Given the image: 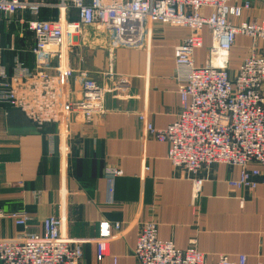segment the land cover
Segmentation results:
<instances>
[{
    "label": "crops",
    "instance_id": "crops-1",
    "mask_svg": "<svg viewBox=\"0 0 264 264\" xmlns=\"http://www.w3.org/2000/svg\"><path fill=\"white\" fill-rule=\"evenodd\" d=\"M41 1L47 6L39 18L62 14L57 7L61 0ZM245 1L249 8L240 20L264 21V0L230 4ZM64 15L78 19L73 9ZM30 18L26 12L0 15V65L8 74L14 60L33 67L34 38L25 25ZM189 34L185 27L151 22L139 48L114 47L108 33L95 26H82L77 37L69 38L72 46L62 50L65 64L103 85L104 113L87 124L75 115L67 127L49 125L39 131L20 111L0 104V210L26 212L29 231L35 233L41 232L44 219L58 218L62 236L80 245L81 264H137L133 250L145 222L157 224L160 240L181 250L194 246L207 262H216L219 255L230 260L244 255L246 264H264V186L252 192L231 189L226 182L237 177L238 169L210 166L196 175L203 184L193 201L189 175L172 167L167 144L156 141L139 121L144 113L153 128L164 129L175 120L179 96L173 50ZM201 35L195 66L206 62L210 47L207 30ZM252 51L264 56V41L235 37L231 75ZM80 84L76 77L71 83L73 100ZM105 166L121 171L111 206L105 204ZM102 221L120 228L111 234L109 255L99 259L95 241ZM22 233L12 221L0 219V241L16 240Z\"/></svg>",
    "mask_w": 264,
    "mask_h": 264
},
{
    "label": "built area",
    "instance_id": "built-area-1",
    "mask_svg": "<svg viewBox=\"0 0 264 264\" xmlns=\"http://www.w3.org/2000/svg\"><path fill=\"white\" fill-rule=\"evenodd\" d=\"M230 2L61 0L57 7L62 14L44 20L39 12L47 4L41 0H0V15H30L25 25L34 38L32 68L14 60L8 74L0 65V104L20 111L39 131L49 125L69 124L74 114L87 124L104 113V87L88 79L87 72L66 66L62 50L72 46L69 38L77 37L82 26H95L108 33L112 46L139 48L145 43L151 22L188 28L189 36L173 50L179 96L175 120L164 129L153 128L144 113L139 114V121L156 141L167 144V160L172 167L182 168L189 175L193 201L203 184L196 176L198 171L216 165L238 169L237 177L226 182L229 188L252 192L264 186V56L252 51L234 75L229 73L228 64L236 36L264 41V21H241L249 2ZM69 9L77 12V20L64 16ZM203 29L210 36V47L206 62L195 66L193 55L202 47ZM75 77L81 90L73 100L71 83ZM147 170L143 168V172ZM120 175L114 166L103 169L107 206L113 204L114 183ZM0 219L23 229L18 239L0 241V264H81L82 249L62 236L58 218L44 219L40 233L29 231L26 212L0 210ZM119 228V223L98 224L97 258L109 255L108 242ZM133 255L137 264H246L244 255L235 260L219 255L210 263L194 246L178 249L171 241L158 238L155 222L141 225Z\"/></svg>",
    "mask_w": 264,
    "mask_h": 264
},
{
    "label": "rangeland",
    "instance_id": "rangeland-1",
    "mask_svg": "<svg viewBox=\"0 0 264 264\" xmlns=\"http://www.w3.org/2000/svg\"><path fill=\"white\" fill-rule=\"evenodd\" d=\"M64 16H65V15H64ZM63 49H64V48H63ZM70 69H71V68H70ZM72 70H73V69H72ZM75 71H80V70H75ZM74 116H75V114L72 115V117H74ZM72 117H71V118H72ZM70 120H71V119H70ZM68 125H69V124H65V125L62 124V126H61V125H60V126L57 125V127H67ZM65 135H66V134H65ZM65 138H68V137L65 136Z\"/></svg>",
    "mask_w": 264,
    "mask_h": 264
}]
</instances>
